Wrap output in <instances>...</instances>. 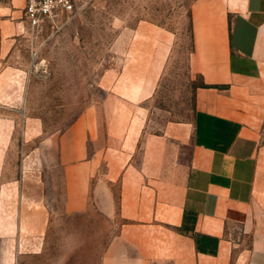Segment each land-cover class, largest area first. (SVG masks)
<instances>
[{"label":"crops","instance_id":"crops-1","mask_svg":"<svg viewBox=\"0 0 264 264\" xmlns=\"http://www.w3.org/2000/svg\"><path fill=\"white\" fill-rule=\"evenodd\" d=\"M22 7L0 0V36ZM190 40L187 118L129 128L125 151L89 109L60 136L63 211L119 220L99 264H264V0L198 1Z\"/></svg>","mask_w":264,"mask_h":264},{"label":"rangeland","instance_id":"rangeland-1","mask_svg":"<svg viewBox=\"0 0 264 264\" xmlns=\"http://www.w3.org/2000/svg\"><path fill=\"white\" fill-rule=\"evenodd\" d=\"M198 1L85 0L37 32L0 36V264H99L119 220L63 211L60 136L89 109L125 151L129 128L158 135L187 118L200 84L188 65Z\"/></svg>","mask_w":264,"mask_h":264},{"label":"built area","instance_id":"built-area-1","mask_svg":"<svg viewBox=\"0 0 264 264\" xmlns=\"http://www.w3.org/2000/svg\"><path fill=\"white\" fill-rule=\"evenodd\" d=\"M85 0H23L21 19L27 30L37 32L44 23H55L74 15Z\"/></svg>","mask_w":264,"mask_h":264}]
</instances>
